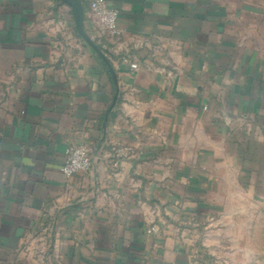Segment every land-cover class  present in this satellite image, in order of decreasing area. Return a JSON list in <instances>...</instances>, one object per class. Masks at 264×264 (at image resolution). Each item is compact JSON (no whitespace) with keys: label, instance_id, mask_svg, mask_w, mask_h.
I'll return each mask as SVG.
<instances>
[{"label":"crops","instance_id":"1","mask_svg":"<svg viewBox=\"0 0 264 264\" xmlns=\"http://www.w3.org/2000/svg\"><path fill=\"white\" fill-rule=\"evenodd\" d=\"M106 1L117 79L68 1L0 0V264H206L202 222L264 198V0Z\"/></svg>","mask_w":264,"mask_h":264},{"label":"rangeland","instance_id":"2","mask_svg":"<svg viewBox=\"0 0 264 264\" xmlns=\"http://www.w3.org/2000/svg\"><path fill=\"white\" fill-rule=\"evenodd\" d=\"M238 205L244 213L202 222L198 241L206 264H264V198L244 195Z\"/></svg>","mask_w":264,"mask_h":264},{"label":"built area","instance_id":"3","mask_svg":"<svg viewBox=\"0 0 264 264\" xmlns=\"http://www.w3.org/2000/svg\"><path fill=\"white\" fill-rule=\"evenodd\" d=\"M87 13L94 28L110 35H118L120 33L118 28L119 11L116 8L108 6L106 0H89V10ZM122 60L129 62L132 68L139 66L138 61L131 60L128 56H124ZM115 150L116 157L123 154L120 148ZM94 161L95 156L90 144H71L66 149L61 171L65 177L71 178L79 172L89 171L93 167ZM117 161L118 158L116 159V163ZM153 230H155V227H153Z\"/></svg>","mask_w":264,"mask_h":264},{"label":"water","instance_id":"4","mask_svg":"<svg viewBox=\"0 0 264 264\" xmlns=\"http://www.w3.org/2000/svg\"><path fill=\"white\" fill-rule=\"evenodd\" d=\"M65 1H68L72 7L75 24H76L79 34L100 56L104 58V60L108 63L114 75V78L117 79L113 66L111 65V62L107 56V49L99 45V43L96 42L95 39L85 30V27H84L85 8H84L83 0H65ZM116 98L117 97H115V99L113 100L111 108L115 104Z\"/></svg>","mask_w":264,"mask_h":264}]
</instances>
